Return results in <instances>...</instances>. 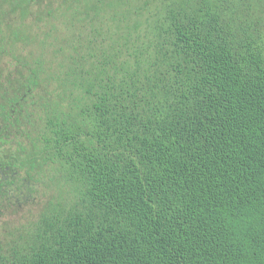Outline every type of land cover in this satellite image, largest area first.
<instances>
[{"label": "trees", "instance_id": "trees-1", "mask_svg": "<svg viewBox=\"0 0 264 264\" xmlns=\"http://www.w3.org/2000/svg\"><path fill=\"white\" fill-rule=\"evenodd\" d=\"M0 141V264H264V0H0Z\"/></svg>", "mask_w": 264, "mask_h": 264}, {"label": "flooded vegetation", "instance_id": "flooded-vegetation-1", "mask_svg": "<svg viewBox=\"0 0 264 264\" xmlns=\"http://www.w3.org/2000/svg\"><path fill=\"white\" fill-rule=\"evenodd\" d=\"M7 145L0 141V216L5 211L12 213L19 197L23 198L22 202L28 200L32 190V186L29 185L30 180L25 175V170L18 169L15 163L6 157L9 151ZM17 180L25 182L22 189L17 186Z\"/></svg>", "mask_w": 264, "mask_h": 264}, {"label": "rangeland", "instance_id": "rangeland-1", "mask_svg": "<svg viewBox=\"0 0 264 264\" xmlns=\"http://www.w3.org/2000/svg\"><path fill=\"white\" fill-rule=\"evenodd\" d=\"M53 21L54 23L59 22L57 19H54ZM47 26H49V24H46L45 22L40 23V32L43 33ZM53 187L56 190H54ZM58 191L67 194L68 188H63L61 184H52V186L50 185V189L41 184L36 185L34 189L31 190L28 200L15 206L16 212L15 210L12 213L5 211V213L0 216V232L4 230V227H10L15 222L21 223L30 217H35L38 211L42 208V204L46 202L49 194H57Z\"/></svg>", "mask_w": 264, "mask_h": 264}]
</instances>
